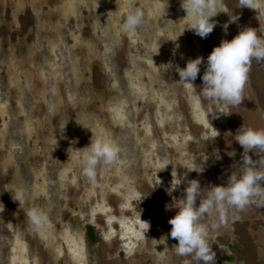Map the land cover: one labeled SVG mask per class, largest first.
<instances>
[{
  "label": "rangeland",
  "instance_id": "rangeland-1",
  "mask_svg": "<svg viewBox=\"0 0 264 264\" xmlns=\"http://www.w3.org/2000/svg\"><path fill=\"white\" fill-rule=\"evenodd\" d=\"M132 3L146 18V23L134 35L121 30L124 0H43L38 36L33 28L34 17L21 0H0V38L5 37L6 29L10 35L7 42L13 43L16 39L22 42L21 57L25 63L33 57L34 44L38 49V55L35 53L38 58L33 57L36 71L33 70L31 87L39 92L38 96L34 94L37 101L51 110L53 122H47L50 116L42 117V122L34 120L30 126L31 140L23 148L36 152L29 154L27 162L41 167L44 188L52 194L49 196L53 203L46 205L43 215L46 223L50 216L63 209L69 211L67 207L87 218L101 214L115 238L119 235L126 244L135 242L143 251L147 246L143 239L140 242L144 224L139 219L146 216L140 217L137 213L135 197L142 195L144 189L150 191L148 200L147 192L141 198L142 207L147 209L150 223L155 222L160 227L164 218L163 224L167 227L164 234H168L169 218L164 210L161 212V187H169L172 175L177 173L179 178L181 161L191 162L188 154L193 142L197 139L200 143L201 139L190 137V142L186 141L187 136L192 132L198 136L201 132L212 136L218 133V139L223 131L220 127L226 121L224 126L232 127V131L237 130V123L238 127L245 123L253 129L264 130V61L251 63L245 84L249 87L244 89L243 96H246L240 103L243 110L237 106L235 118H230L223 107L226 104L208 100L200 93L203 63L196 80L192 81L193 86L179 82L176 66L183 68L186 61L197 56L206 60L221 40H231L245 27L257 29V35L264 36L259 32L264 29V19L259 15L261 7L254 10L238 7V0H221L223 11L210 18L215 21L213 30L206 38H200L193 30L185 29L188 21L187 17L183 18L186 13L180 7V0H132ZM19 7L23 17L16 18L14 8ZM233 15L237 20L228 23ZM225 23H228L226 32L222 28ZM42 47L46 62L41 61L39 50ZM11 53L16 59L20 52ZM42 63L44 70L39 69ZM20 67L23 71L26 65ZM42 91L50 92L48 100L43 99ZM37 112L42 114L44 109ZM1 118L0 128L4 132L1 137L10 144L5 134L6 115ZM39 125H44L46 130L52 127L53 134L45 138ZM97 132L114 141L120 153L115 164L98 165L95 177L88 179L72 163L71 154L73 149L88 145L92 133L95 136ZM13 135L17 138L18 131H13ZM3 148L6 152L14 151L8 145ZM232 149L238 157L241 150ZM46 161L50 162L52 174L56 176L54 183L49 182ZM165 162L170 164L163 169ZM57 173L61 176L59 187ZM158 179L161 183L156 186ZM184 183L172 191V200L183 198ZM56 188L66 193L69 202L58 199ZM34 190L33 184L31 191ZM84 193L85 201L80 204L75 197ZM109 197L112 198L107 200L108 204L103 203L102 199ZM165 198L170 202V198L164 196L163 200ZM28 207L44 211V206L34 199ZM214 212L218 213L213 209L199 221L208 228L207 241L215 257L212 264H264V203L246 209L239 217L241 222L225 230L217 229V223L211 220ZM96 221L101 222L100 218ZM165 241L167 252L159 260L169 264L173 240ZM157 253L161 256V250L150 253L152 260L158 259L154 256ZM180 259L178 264H201L191 255L180 256Z\"/></svg>",
  "mask_w": 264,
  "mask_h": 264
},
{
  "label": "flooded vegetation",
  "instance_id": "flooded-vegetation-1",
  "mask_svg": "<svg viewBox=\"0 0 264 264\" xmlns=\"http://www.w3.org/2000/svg\"><path fill=\"white\" fill-rule=\"evenodd\" d=\"M21 2L22 5L28 7L30 13L34 17L35 21L33 28L39 36L41 34V32H39L41 20L39 12L41 11L43 0H21ZM14 11L16 13V18L23 17L20 7L18 10L14 8ZM259 15L264 19V7H261ZM4 36L3 39L0 38V121L2 119L1 116L4 117L6 115L7 127H5V134H8L10 144L2 139L1 136L4 132L3 129L1 131L0 128V206H2V208H0V264H163L164 261H160L159 259L152 260L150 255V253H155L153 240L159 241L161 237L168 239L169 242L171 239L173 240V243L170 244V248L172 249L171 253L169 252V264H178L181 260L180 256L175 253V245L178 242L176 243L175 239L171 238L168 234H164L167 233V227L163 224L165 221L164 218H161L160 227L158 226L159 224H155V222L150 223L149 213L146 208L142 207V202H140V200L145 196L146 192L148 193L146 199L148 200V196L151 197V193L148 189H144L142 195L140 194L135 197L136 199L134 198L138 208L137 213L141 214L140 217L146 216L145 218L139 219V222L144 224V229L142 230L144 233L140 236V242L143 239L147 246L145 248L144 245L145 250L143 251L139 250V246H135V242H128L126 244L125 241L123 242V240L119 238V235L115 238L114 234L107 227L108 225L105 223L103 215L93 214L89 215L87 218V216L81 215L76 209L73 210V208L70 207H67L69 211L63 209L64 211L62 210L56 215L50 216L47 223L44 220L45 222L41 228L34 229L32 227L24 209L29 208L28 205H30L31 200L34 199L39 205L44 206V211H42V209L40 210L44 215L46 214V205H49V203L52 204L53 200L49 196V194H51L50 191L44 188V180H42V172L40 171L41 167H38V165L36 166V164L33 167L27 162L29 154H36V152L23 147L27 146L28 142L31 140L32 128L30 126L34 120L38 122V120H43L44 117L50 116L47 122L52 123L53 114L49 108L46 109L45 104L37 101L39 92L37 93V91L31 87V83L34 80V71H36L34 69L36 61L33 57L35 56L38 58V56L35 55V53H38L37 46L35 44L34 46L32 45L35 47L32 48L31 51L33 57L25 63L26 60L21 57V51L23 50L22 42H19L18 39L13 41V43L7 42V38L10 35L6 29L4 30ZM13 50H18V52H20L18 58L15 56L16 59L11 57L13 56L11 53ZM39 52H41V61L43 60L46 62L45 48L42 47ZM21 65H26L23 71L19 70L21 69ZM44 68V63H42L39 69L44 70ZM247 86L245 85V91L249 87ZM35 93L37 94V98L34 95ZM49 94L50 92L48 91L45 94L42 91L43 99L48 100ZM244 96H246V94ZM223 104L224 103H222V105ZM223 107L227 109L230 118H235L236 110L234 109L237 106L223 105ZM238 107L240 110H243L240 104ZM41 108L44 109V112L42 114H38L39 112L36 113V111H42ZM225 124H227V121L224 125ZM224 125L220 127L223 131L220 138H218L219 140L216 139L218 133L212 136V134L204 135L202 132H199L200 136H198V134L192 132L187 136L186 141H190V137L195 139L197 137L199 140L201 139V142L199 143L197 139L196 142H193V148L190 154H188L191 162L181 161L182 163H179V165H183V167L179 169V177L186 173L185 181L193 178L196 180L199 179L202 185L201 187L206 188L209 185H226L231 173L239 175L241 172L240 164L242 163V150L233 138L236 130L232 131L234 130L232 127L229 129L227 125ZM29 127L30 129H28ZM38 128L40 131H44L41 135L45 138L53 134L51 130L52 127L46 130L44 125H39ZM54 128L56 129L57 127ZM238 128L237 123V129ZM13 131H18L17 138L13 135ZM45 131H47V133ZM16 140H18V142H16ZM231 143H233L234 146L231 145ZM6 145L12 147L14 151L11 152L7 150L6 152L3 148H6ZM232 147L236 151L241 150V152L238 153V157L235 155H228L229 152H234ZM248 155L253 161H258L260 159V156L255 154L252 150L249 151ZM216 156H218L219 159H217ZM192 159H195V161L193 160V162ZM47 163L49 167L48 171L50 172V175H48L49 182L54 183L56 176L52 174L53 168L50 166V162ZM185 166L194 168L197 171L202 167L203 171L200 173L194 170L188 171L184 169ZM254 167L258 168V163L254 165ZM59 177H61L60 173H57V187L61 185V181L58 180ZM209 182L212 184H208ZM259 183L260 186L264 188V181H260ZM33 184L35 186L34 192L31 191ZM183 185H186V183ZM165 189L166 187H161V212L164 210L168 215L167 217L170 219V215H175L176 210L174 208L172 210L171 208L167 211L165 210V205H167V203L171 204L172 201V197L166 194ZM56 193L60 201L65 200V202H69L65 192H61V190L56 188ZM164 196H167L168 199L171 197L170 202H167L168 200H166V198L163 200ZM18 197H20V204L19 201H16ZM85 197L84 193L79 194L78 197L75 198H77L78 202L81 204V201H85ZM137 197H140V199H137ZM110 198L112 197L105 198V201L102 199L103 203L106 202L108 204L107 200ZM261 199L264 198L257 197V203H253L243 210L234 208H214L218 213L214 212V219L211 220L217 223V229L219 230L230 228L232 225H237L241 222V218L239 217L245 213L246 209H251L252 205H260L261 203L259 201H261ZM130 206L131 202L128 207ZM81 209L83 210L84 207H81ZM90 216L91 219H89ZM122 216L127 217L125 215ZM98 218H100L101 222L96 221ZM202 222H204V219H202ZM170 228L171 225L168 228L169 231ZM165 244L166 241L164 244L155 245V250L157 252L161 250V256L167 252ZM154 256L158 257L159 254L157 253Z\"/></svg>",
  "mask_w": 264,
  "mask_h": 264
},
{
  "label": "clouds",
  "instance_id": "clouds-1",
  "mask_svg": "<svg viewBox=\"0 0 264 264\" xmlns=\"http://www.w3.org/2000/svg\"><path fill=\"white\" fill-rule=\"evenodd\" d=\"M180 7L186 13L183 18L187 17L188 21V27L185 29L193 30L194 34L200 38H206L213 30L215 21L210 18L223 11L221 0H180ZM238 7L255 10L258 7H264V0H238ZM124 12L121 30L134 35L136 30L146 23V18L132 0H124ZM237 18L233 15L228 23H234ZM228 23L222 25L225 32ZM257 31V29L245 27L231 40H221L218 46L213 47L206 60L197 56L195 59L186 61L183 68L176 66L175 71L179 76V82L193 86L192 81L196 80L203 63L204 71L200 76L202 85L199 90L202 96L208 100L238 106L244 98L243 93L251 63L264 61V36H258ZM259 32L264 33V29H260ZM168 67L171 65L169 64ZM200 115L203 117V114ZM233 138L243 148L241 172L239 175L231 173L226 185H209L202 188L196 179L185 181L186 173L179 178L176 173L172 175L170 185L165 189L166 194L171 195L181 182L186 183L183 198H173L172 203L165 206L166 211L169 208L177 209L175 215L168 220L171 225L168 235L178 241L175 245L177 255H191L201 264H212L215 259L207 241L208 228L199 222L201 218L214 208L243 210L257 203V197L264 198V188L259 183L264 181V155H260L264 154V130L253 129L244 123L236 130ZM250 150L260 156L258 161L250 159L248 155ZM119 153L120 148L114 141L106 138L102 132H97L95 136L92 133L88 145L73 149L71 161L80 169L82 176L92 179L96 175L98 165L112 166L118 161ZM228 155L233 156L234 152H229ZM257 163L258 168L254 167ZM168 164L170 163L165 162L163 169ZM184 169L194 170L197 173L203 171L202 167L199 171L187 166ZM160 183L158 179L156 186ZM197 200H199L198 205H196ZM16 201L20 204V197ZM259 202L264 203V199ZM24 211L34 229L43 226L45 221L40 210L27 208ZM164 243V237H161L159 241L153 240L154 251H156L155 245ZM158 259H162V256H158Z\"/></svg>",
  "mask_w": 264,
  "mask_h": 264
}]
</instances>
